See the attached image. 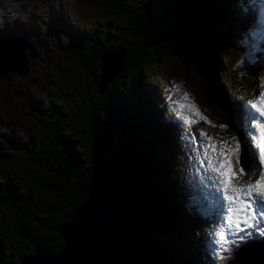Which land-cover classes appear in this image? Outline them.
<instances>
[{
  "label": "trees",
  "instance_id": "1",
  "mask_svg": "<svg viewBox=\"0 0 264 264\" xmlns=\"http://www.w3.org/2000/svg\"><path fill=\"white\" fill-rule=\"evenodd\" d=\"M90 1L110 17L92 20L90 27L81 32L64 29L67 43L59 44L64 56L57 64L63 77L76 79V71L69 64L76 62L95 79L98 88L103 72L101 56L114 46L109 36L114 35L118 27L140 39L124 48L111 78L101 92L96 89L97 99L78 105L76 123L67 130L70 135L65 134L66 129L57 134L47 109L38 108L45 113L39 121L42 135L37 137L42 162L15 168L20 182L0 180V262L17 264L19 257L32 252L35 246L53 252L62 247L64 241L57 226L70 217L76 205L85 199L86 190L91 189L112 198L120 209L124 227L120 235L119 264H176L171 237L188 229L189 200L182 205L175 196L173 183H169V164L174 150L163 136V129H168L164 123L167 121L155 107L157 93L144 91L143 94L138 73L149 65L154 66L161 56H171L178 60L183 71H190L197 78L201 107L207 112L222 110L224 119L233 122L236 128L240 110L231 115L232 101L227 98L219 78L218 58L222 48L230 47L234 37L231 29L234 23L228 17H237V1ZM11 27L0 24L6 33L14 32ZM220 38L223 41L219 42ZM93 64L99 67L96 77L89 68ZM257 71L254 63L243 71L240 75L243 84L250 85ZM247 91L245 89L244 94L249 93ZM204 124L199 120L194 125L203 127ZM78 128L82 142L86 140L83 145L73 141ZM169 137L172 139V132ZM159 154L163 156L157 158ZM87 170L90 172L85 175ZM200 175L194 171V180ZM86 176H89L87 181ZM249 178V175L243 176L245 182ZM26 190L49 197V205L29 200L22 195ZM64 203L70 207L66 212L61 207ZM180 209L187 213L184 220L178 224L170 222L169 217L173 218L172 214H178ZM155 223L162 228V235L167 233L161 242L162 235L155 230L158 228ZM143 226L151 229L149 236L141 234ZM39 230L44 231L47 238L44 239ZM167 241L170 247H165ZM4 244L12 248L7 255L1 247ZM192 261L191 264H197L195 258Z\"/></svg>",
  "mask_w": 264,
  "mask_h": 264
},
{
  "label": "rangeland",
  "instance_id": "2",
  "mask_svg": "<svg viewBox=\"0 0 264 264\" xmlns=\"http://www.w3.org/2000/svg\"><path fill=\"white\" fill-rule=\"evenodd\" d=\"M142 1L144 0H137L138 3ZM101 16L103 18L110 17L109 13H101L100 8L91 3L90 0H0V24L4 26L10 24L15 32L24 34L27 40L33 42L31 45L35 52L32 58L27 57L29 69L26 74L8 71L0 75V180L5 178L20 182L19 174L15 168L25 165H37L38 161L42 162L37 149L39 143L37 137L42 135L39 121L44 118L45 113L39 112V107L47 109L45 111L50 115L49 118L54 120L57 134L66 129L65 134L70 135L67 130L76 123L78 105L97 99L96 81L88 74V71L76 62H70V68H73L78 76L76 75L74 80H67L62 76L57 64L64 56V51L59 47V44L67 43L64 40L63 29L79 30L85 27L89 28L92 20H99ZM228 19L234 23V26L231 27L234 37L229 44V48H222V54L218 58V62L220 66L219 78L226 90L227 98L232 101L231 115L233 116V114L235 115L234 112L243 108L247 101L258 100L260 94L264 92V50L253 45L251 37H249L247 44L241 42L243 35L257 29L255 22V24L240 22L239 20L243 21L242 15L230 16ZM66 20L68 23H64L65 26L59 25V21L65 22ZM118 21L120 22V20ZM120 29L117 27L115 33L113 32L114 35L109 36V40L114 45L109 49L122 48L124 52V48L137 43L136 40H139L140 37L132 35L129 31H120ZM200 29L202 32L203 26ZM5 33L4 29L0 28V35ZM220 41H223V38H220ZM127 44L129 45L127 46ZM253 63L258 66V73L250 85H245L240 75L247 68L253 66ZM89 68L96 77L99 70L98 65L93 64ZM138 76L143 94L144 91L149 94L156 92L160 98L155 103V107L161 111L165 119H169V122H164L167 125V130L174 126L179 133L174 137L176 151L171 164H169L170 174L168 179L169 183H173V189L176 188L174 190L175 196L184 205L194 192L192 186L191 193L188 196L189 199L184 197L182 191L178 193V190H187L190 185L188 180L194 178L193 165L187 153V148L192 146L190 130L194 124L189 128L182 119L175 115L172 110V100L178 99L183 92H187L191 100L198 105L203 116L207 117L213 124L217 126L221 124L228 125L225 130L235 133L233 122L224 119L225 115L222 110L212 109L207 112L205 107H201L200 97L197 94L199 93L197 78L192 72L183 71L178 60L169 55L161 56L154 63V66L151 65L150 67L149 65L141 69ZM181 82L183 84L181 93H174L173 86ZM101 87L99 89H102ZM245 89H248L247 92L251 94H244ZM56 92L59 94H56ZM169 97L172 99L170 100ZM236 118L238 127L239 124L242 125L241 117ZM204 123L207 124V127L197 129L195 134L202 130L208 136L211 126L205 121ZM167 130L163 129V132H165L163 136L169 140ZM221 131H219V127H212L211 137H219ZM81 136L82 133L78 128L75 135L76 139L73 138L76 145H83L86 142L85 138L84 143L82 142ZM225 139H229V137ZM78 150L77 153L80 152V149ZM104 152L106 151L104 150ZM159 156H163V154H159L157 158ZM48 169H45L46 172H48ZM89 172L87 170L85 175H88ZM88 179L89 176H86V181ZM23 186L26 185L23 184ZM162 186H164L163 183ZM89 194L90 192L86 190L85 198ZM22 195L29 200L32 198L36 199V202L49 205V197L39 192L34 194L32 191L26 190L22 192ZM61 207L65 212L70 209L69 205L65 203ZM177 213L172 214L173 218L169 217L170 222L178 224V222L184 220V215L187 216L185 211L184 213L183 211H177ZM155 225L157 224L155 223ZM167 225L169 224L167 223ZM157 226L158 228L155 230L161 236L162 228L159 225ZM123 227L124 220H122L121 233ZM169 227L172 228V225H169ZM215 228L216 225L209 218H205L195 226L191 227L188 224L187 230L182 229L172 234L173 242H170L171 247L176 252L175 256H177L175 263L188 264L192 262L193 258H196L201 261L200 263L197 261V264H250V261L258 259L256 254L253 258V251L264 249V237L257 235V237H253L246 242L248 245H252L246 250L247 256L246 252L242 254L243 252L233 250L228 253L229 256L224 255L223 259L214 260L209 254L207 245ZM142 231L143 236H149L151 229L143 226ZM39 233L44 239L47 238L44 231L39 230ZM166 234L162 235L160 242L166 238ZM260 245L262 247H259ZM1 247L4 251L6 250L5 253L2 251L6 255L12 250L9 245L4 244ZM165 247H170L168 241ZM262 254L264 257V250ZM0 264L6 263L1 261ZM261 264L264 263L261 262Z\"/></svg>",
  "mask_w": 264,
  "mask_h": 264
},
{
  "label": "snow or ice",
  "instance_id": "3",
  "mask_svg": "<svg viewBox=\"0 0 264 264\" xmlns=\"http://www.w3.org/2000/svg\"><path fill=\"white\" fill-rule=\"evenodd\" d=\"M237 7L242 16L246 17L256 9L264 16V0H240ZM262 35L264 20L258 29L243 35L241 42L247 44L251 37L254 45ZM173 87L174 93H181L183 84L181 82ZM172 110L189 128L199 120L221 130L228 127L223 124L217 126L203 116L187 92L172 100ZM241 123L245 130L243 140L233 135L216 141L202 130L192 136L193 141L199 140L203 149L201 166L206 163L205 172L213 174L206 179L212 182L215 189V202L205 206L206 202L202 203L193 196L190 207L204 215L217 209L224 213L222 223L212 231L207 245L214 260L223 259L221 253L238 250L242 243L256 235L264 237V92L258 100H249L243 106ZM257 172L258 178L253 181L251 177ZM245 175H249V180L239 183Z\"/></svg>",
  "mask_w": 264,
  "mask_h": 264
},
{
  "label": "water",
  "instance_id": "4",
  "mask_svg": "<svg viewBox=\"0 0 264 264\" xmlns=\"http://www.w3.org/2000/svg\"><path fill=\"white\" fill-rule=\"evenodd\" d=\"M31 44L23 34L0 36V75L8 71L26 74L29 69L27 57L32 58L35 54ZM109 51L115 49H108L104 54ZM16 52L18 55H15ZM120 58L109 69L101 65L103 75H100L102 80L98 84V92H101L99 87L103 88L115 72ZM88 191L89 196L76 206L67 220L57 226L64 241L62 247L53 252L35 246L32 252L19 257L18 264H119L123 220L120 209L109 196ZM253 256L255 258L254 251Z\"/></svg>",
  "mask_w": 264,
  "mask_h": 264
},
{
  "label": "bare ground",
  "instance_id": "5",
  "mask_svg": "<svg viewBox=\"0 0 264 264\" xmlns=\"http://www.w3.org/2000/svg\"><path fill=\"white\" fill-rule=\"evenodd\" d=\"M254 23V22H253ZM123 49H117V50H115V51H109V52H107L106 54H104L103 56H102V66L104 65L105 67H106V69H109L112 65H113V63L116 61V59L117 58H119V57H122V55H123ZM15 55H18V53L16 52L15 53ZM117 62V61H116ZM0 66H2V64L0 63ZM113 69V68H112ZM111 69V70H112ZM103 75V74H102ZM101 80H102V77H101ZM171 130V132H172V139L169 137V140H168V143L173 147V150H174V155H175V151H176V146L174 145V137L175 136H177V135H179V133H178V131L176 130V128L174 127V126H171V128H170ZM168 132V134L169 133H171V132ZM173 155V156H174ZM172 160H173V157H172V159H171V162H172ZM194 180V178L193 179H189L188 180V182L190 183V185H189V187H188V189L187 190H178V193L179 192H183L184 193V197H187V199H189L188 198V196H189V194L191 193V190H192V181ZM182 187V186H181ZM174 190H176V188H174ZM187 195V196H186ZM181 203V202H180ZM182 204V203H181ZM183 205V204H182ZM179 211V210H178ZM180 211H181V209H180ZM179 211V212H180ZM252 245H247V247H245L244 248V254H245V252H246V250L247 249H249L250 247H251ZM259 247H262L261 245L259 246ZM259 250H260V252H259ZM258 251H254L255 252V254L257 255V257H258V259L257 260H252V261H250L251 263L250 264H261V262L262 263H264V257H263V254H262V251L264 250V249H259ZM260 254V255H259ZM246 256H247V252H246ZM247 258H249V257H247ZM249 262V261H248ZM19 263V262H18ZM17 263V264H18ZM238 264V263H237Z\"/></svg>",
  "mask_w": 264,
  "mask_h": 264
}]
</instances>
